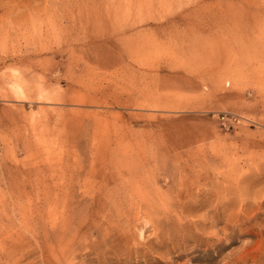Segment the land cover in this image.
Masks as SVG:
<instances>
[{
	"label": "rangeland",
	"instance_id": "rangeland-1",
	"mask_svg": "<svg viewBox=\"0 0 264 264\" xmlns=\"http://www.w3.org/2000/svg\"><path fill=\"white\" fill-rule=\"evenodd\" d=\"M0 264H264V0H0Z\"/></svg>",
	"mask_w": 264,
	"mask_h": 264
},
{
	"label": "built area",
	"instance_id": "built-area-1",
	"mask_svg": "<svg viewBox=\"0 0 264 264\" xmlns=\"http://www.w3.org/2000/svg\"><path fill=\"white\" fill-rule=\"evenodd\" d=\"M223 119L226 120L227 119V115L223 116Z\"/></svg>",
	"mask_w": 264,
	"mask_h": 264
}]
</instances>
